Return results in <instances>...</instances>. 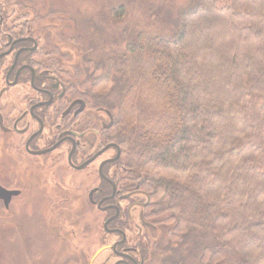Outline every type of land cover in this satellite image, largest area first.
Returning <instances> with one entry per match:
<instances>
[{
    "label": "trees",
    "instance_id": "16d2710c",
    "mask_svg": "<svg viewBox=\"0 0 264 264\" xmlns=\"http://www.w3.org/2000/svg\"><path fill=\"white\" fill-rule=\"evenodd\" d=\"M169 9L150 11L164 32L126 28L131 55L90 65L84 85L117 101L126 186L172 225L163 264H264V0Z\"/></svg>",
    "mask_w": 264,
    "mask_h": 264
},
{
    "label": "flooded vegetation",
    "instance_id": "af4514ba",
    "mask_svg": "<svg viewBox=\"0 0 264 264\" xmlns=\"http://www.w3.org/2000/svg\"><path fill=\"white\" fill-rule=\"evenodd\" d=\"M14 14L21 16L13 17ZM22 17H27L22 10L0 0V141H3L0 152H8L0 162V169L6 163L10 175V184L0 175L1 186L18 191L14 199L23 192L20 187L25 176L39 177L41 186L46 187L42 172L48 161L53 164L51 168L61 165L60 170L66 173L90 171L91 176L93 170L89 168L98 166L99 183L87 191L91 208H84L97 213L90 214L89 220L88 213L84 216L87 226L81 219L80 222L85 224L83 231L87 239L92 236L93 225H101V239L95 254L91 250L81 253L85 264H148L151 244L145 230L155 231L157 223L146 214L149 196L138 188L126 186L124 176L128 169L122 163L121 144L110 136L114 114L99 106L98 100L93 101L90 90L84 95L80 93L83 90L77 79L66 77L68 63L58 55L57 45L36 35L27 18ZM110 151L114 152L113 156ZM28 164L32 169L19 168ZM30 171L41 174L29 175ZM142 195L146 201L139 198ZM46 200L45 220L48 221L50 212L57 211L61 213L54 217L74 216L72 220H75L76 192L74 196L65 194L59 198L47 191ZM56 222L55 233L63 222L74 228L68 217L58 218ZM87 241V247L91 248L92 239ZM68 254L70 263L73 251Z\"/></svg>",
    "mask_w": 264,
    "mask_h": 264
},
{
    "label": "rangeland",
    "instance_id": "374dc122",
    "mask_svg": "<svg viewBox=\"0 0 264 264\" xmlns=\"http://www.w3.org/2000/svg\"><path fill=\"white\" fill-rule=\"evenodd\" d=\"M4 0L9 7L22 10L27 17L31 30L36 35L48 39L57 45L62 59L68 64L65 66L66 77L76 78L83 92L90 90L98 104L106 99V92L98 91L92 88V84L82 86V80H86L87 68L90 65H98L108 61L110 58H122L125 55H131L127 52L128 42H123V33L126 28L135 30L137 33L145 32L147 34H159L164 32L163 19L153 21L151 17V7L159 5L164 12L174 8L175 4H184L185 0ZM121 5H124L127 19L121 21ZM166 6V9H165ZM21 16L14 14L13 17ZM25 21V20H24ZM93 47L94 49H92ZM64 56V57H62ZM98 71V70H97ZM117 95L113 94L111 101ZM105 98V99H104ZM109 101V99H108ZM95 106V107H94ZM94 113L97 106L94 105ZM111 113L116 116L117 101L113 107L104 104ZM98 106V107H99ZM100 118L103 116H99ZM108 120V118H107ZM113 132V131H112ZM3 141H0V145ZM123 151V150H122ZM113 156L114 152H109ZM8 152H0V162L5 160ZM123 159V156L121 158ZM29 161H33L29 158ZM124 161H122L123 163ZM52 162L48 161L42 174L44 175V185L41 186L39 177L25 176L21 182L20 189L23 190L21 196L15 197L10 203L9 209L4 207L0 201V264H85L83 256L86 250H91L93 254L99 248L100 227L96 224L92 227L91 248L87 247L89 241L85 235V215L90 219V214H96V210L85 211L84 208H91L87 191L91 186L99 183L98 166H92V176L90 171L79 173H66L61 165L52 167ZM29 167L30 164L20 166L19 168ZM32 169V168H31ZM9 168L6 163L0 169L1 178L5 183L10 184ZM22 174L21 170H18ZM112 171V170H111ZM29 175H40L36 171L28 172ZM129 177V170L125 173V180ZM20 184V185H21ZM10 186V185H9ZM13 187H16L13 186ZM47 191L57 195L59 198L70 194H77L74 216H58L61 212H50L47 216L49 221L45 220L47 215ZM143 192V191H142ZM146 194L145 192H143ZM84 194V199L82 200ZM86 195V199H85ZM51 197V195H49ZM146 201V196L139 197ZM137 197V199H139ZM55 200H51L54 202ZM86 203V204H85ZM128 205V204H127ZM126 205V206H127ZM86 206V207H85ZM73 210L71 209L69 215ZM64 214L67 211H63ZM68 217L73 224L70 228L65 222L60 224L59 232L54 231L53 224L57 226L56 219ZM80 219L82 222H80ZM152 222L157 223V229L145 230L148 232L151 252L148 264H163V257L168 256V250L171 246L170 236L172 225L170 222H163L161 218H151ZM62 221V220H61ZM88 228V227H87ZM144 231V232H145ZM132 232V237H133ZM66 239V241H64ZM69 245L71 247H69ZM70 251H73L72 261L70 260Z\"/></svg>",
    "mask_w": 264,
    "mask_h": 264
},
{
    "label": "water",
    "instance_id": "95a60500",
    "mask_svg": "<svg viewBox=\"0 0 264 264\" xmlns=\"http://www.w3.org/2000/svg\"><path fill=\"white\" fill-rule=\"evenodd\" d=\"M18 194V191L7 190L0 184V199L4 202V205L7 209L9 208V205L12 201V197L17 196Z\"/></svg>",
    "mask_w": 264,
    "mask_h": 264
}]
</instances>
